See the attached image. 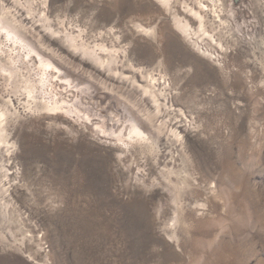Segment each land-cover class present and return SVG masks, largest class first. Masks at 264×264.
I'll return each mask as SVG.
<instances>
[{
	"label": "rangeland",
	"instance_id": "374dc122",
	"mask_svg": "<svg viewBox=\"0 0 264 264\" xmlns=\"http://www.w3.org/2000/svg\"><path fill=\"white\" fill-rule=\"evenodd\" d=\"M0 14V264H264V0Z\"/></svg>",
	"mask_w": 264,
	"mask_h": 264
},
{
	"label": "bare ground",
	"instance_id": "6f19581e",
	"mask_svg": "<svg viewBox=\"0 0 264 264\" xmlns=\"http://www.w3.org/2000/svg\"><path fill=\"white\" fill-rule=\"evenodd\" d=\"M17 22V21H16ZM18 24H19V27L21 28V23L18 21ZM181 24V23H180ZM0 28L3 29L5 28L3 26V22H2V15L0 14ZM180 29H182V31L186 34L188 31V26L184 25V26H180ZM144 31L148 34L150 31L149 30H146L144 29ZM152 35H154V33H151ZM18 39H19V42H21V38L19 37V35L17 36ZM75 45V44H74ZM102 65V64H101ZM104 66V65H102ZM54 69L58 71V69L54 66ZM56 71V72H57ZM60 71V70H59ZM151 85V84H150ZM149 87V86H148ZM151 89V88H150ZM152 91V89H151ZM146 92H149V89L146 88ZM155 103L157 104V113L156 115H159L161 113V104L159 103L158 100H155ZM65 108V107H64ZM64 108L62 107H59V104H54L53 106L51 107H48V111H52V112H49L48 114L52 115V116H55V115H58V110H64ZM57 111V112H56ZM152 119H150V123H152ZM167 124V123H166ZM163 126H165L163 124ZM131 131H130V134H129V140H133V139H140L142 142H153V140L148 136V134L143 130V128L141 127L140 124H138L136 121L133 122V124L131 125V128H129ZM52 132V131H50ZM179 132V131H178ZM170 133L173 134L175 137H179L178 134H177V131H174V130H170ZM181 135V134H180ZM180 138V137H179ZM120 142H124L123 140H121ZM156 145V143H153V146ZM158 150V147L156 148ZM121 173V172H120ZM122 175V174H121ZM119 179V178H118ZM131 192V194L133 195L135 192H132L131 190H129ZM126 192H128V189H126Z\"/></svg>",
	"mask_w": 264,
	"mask_h": 264
}]
</instances>
